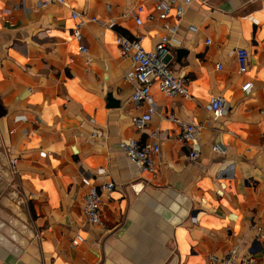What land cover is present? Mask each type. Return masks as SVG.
I'll return each mask as SVG.
<instances>
[{"label":"crops","instance_id":"obj_1","mask_svg":"<svg viewBox=\"0 0 264 264\" xmlns=\"http://www.w3.org/2000/svg\"><path fill=\"white\" fill-rule=\"evenodd\" d=\"M38 1L0 0V264H207L233 249L234 264H264V0H191L180 20L150 0ZM121 35L148 51L169 37L170 66L188 79L189 98L152 87L142 131L134 118L150 103L131 98L141 84ZM214 96L229 106L217 119ZM170 115L200 133L181 141ZM130 139L159 143L155 172L121 149ZM105 182L115 187L92 225L84 197Z\"/></svg>","mask_w":264,"mask_h":264},{"label":"built area","instance_id":"obj_2","mask_svg":"<svg viewBox=\"0 0 264 264\" xmlns=\"http://www.w3.org/2000/svg\"><path fill=\"white\" fill-rule=\"evenodd\" d=\"M153 5L154 11L158 13V17L162 20L167 19L173 15L177 20H180L184 14L185 5L189 4L191 0H150ZM54 2H60L65 4L66 0H39L38 8L47 7L49 4ZM143 6L138 8V12L144 10ZM73 18H78L79 13L73 12ZM149 19H153V15L148 16ZM84 22H81L76 26L74 36L77 38L81 37V27ZM137 26H142L143 20L140 16L135 18ZM117 43L120 47L123 56H130L135 63V72L130 75V78L135 77L141 84L139 88L134 90L131 98L136 103L147 101L150 103L148 111L134 118V125L137 130L142 131L146 124L151 121L153 116L156 114L157 109L154 103L151 101V89L156 85L160 92H163L170 96H183L184 98L191 97L188 79L184 76L176 75L172 70L170 63L173 52H176V46L174 42L167 36L162 37L150 51L146 50L139 36L129 38L127 36H118ZM210 43V41H208ZM80 51L88 53V48L85 46L80 47ZM249 51L244 47H238L236 49V58L238 62V71L241 74H245L249 68ZM222 64H218L217 68L222 69ZM252 82H246L243 85V90H249ZM210 109L212 111L213 119H217L226 114L229 109L227 101L222 96H214L210 100ZM170 119L180 125L183 129V133L180 137L181 141L192 142L197 134L200 133L202 125H198L195 122L186 123L174 115H170ZM194 144V143H193ZM121 149L125 154L132 160L140 170H149L151 172L156 171L155 157L160 153L159 143H144L142 144L138 139H130L129 141H123L120 143ZM214 150L222 151L223 149L219 145H214ZM201 153L199 146L194 145L191 152L188 155L189 160H196ZM18 157L12 156L10 158V164L13 167L17 162ZM231 167L225 172L231 174ZM222 175V174H221ZM115 187L114 182H105L100 187H92L84 197L83 212L86 216L87 221L92 225H98L101 223L100 212L102 208V196L104 194L109 195ZM192 221L197 222V218L193 217ZM258 237L264 236V225L259 228ZM81 235H77V241H83ZM252 253V249L249 250ZM236 256V250L233 249L228 252L224 258H218L214 255H210L207 264H234V258ZM253 258H243L244 263L253 262Z\"/></svg>","mask_w":264,"mask_h":264}]
</instances>
